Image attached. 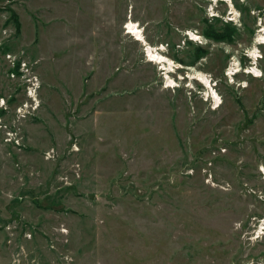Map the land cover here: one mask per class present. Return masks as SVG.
<instances>
[{"label":"rangeland","instance_id":"374dc122","mask_svg":"<svg viewBox=\"0 0 264 264\" xmlns=\"http://www.w3.org/2000/svg\"><path fill=\"white\" fill-rule=\"evenodd\" d=\"M0 32V264H264V0H0Z\"/></svg>","mask_w":264,"mask_h":264},{"label":"bare ground","instance_id":"6f19581e","mask_svg":"<svg viewBox=\"0 0 264 264\" xmlns=\"http://www.w3.org/2000/svg\"><path fill=\"white\" fill-rule=\"evenodd\" d=\"M233 0H228V2H232ZM232 4L230 3V6ZM233 11L236 12L235 10V7L233 6L232 7ZM126 28H128V31L127 33H134L136 36H137V39H141L143 37V33L142 31L139 29V25L137 23H135L133 20H129L126 24ZM196 38H198L199 36L198 35H195ZM201 37V36H200ZM194 39V38H193ZM260 42H264V36L262 35L260 38ZM163 49V47H160V48H157V47H153L152 45H148L147 46V52H148V55L150 56V60H155V61H158L160 63H163L164 67L168 70V71H171V70H175L174 67H175V61L166 56L165 54H163L160 50ZM237 66H239V63H234V65L230 68L231 71L230 73L231 74H234L235 70H238ZM237 68V69H236ZM195 77L207 84H210V79L208 78V76L203 73V71H196L195 72ZM169 77V76H168ZM169 82H173V80L169 79ZM213 96L215 97L216 99V102L219 103L220 102V97L219 95L216 93V91L213 89ZM212 96V97H213Z\"/></svg>","mask_w":264,"mask_h":264},{"label":"trees","instance_id":"16d2710c","mask_svg":"<svg viewBox=\"0 0 264 264\" xmlns=\"http://www.w3.org/2000/svg\"><path fill=\"white\" fill-rule=\"evenodd\" d=\"M238 6V4H236ZM15 15V20L18 22V16ZM215 22L222 21L219 17H214ZM204 34L212 40L218 42L225 43H236V40L239 39L240 36V28L236 26L233 21H227L224 25H218V23H209L204 30ZM0 50L3 53H6L10 50V47L0 45ZM208 53L207 49L199 48V50L194 54V59L192 62L194 63L200 57H204Z\"/></svg>","mask_w":264,"mask_h":264},{"label":"built area","instance_id":"2783aa9c","mask_svg":"<svg viewBox=\"0 0 264 264\" xmlns=\"http://www.w3.org/2000/svg\"><path fill=\"white\" fill-rule=\"evenodd\" d=\"M3 32H0V37L3 34ZM0 53H1V50H0ZM5 55L8 58V60H10L13 63L12 66H15L14 65L15 59H16L15 54H13L12 52H7ZM25 66H26V63H23V67H25ZM31 80H32L31 81V84H29L30 86L28 85L29 94L30 95H35L36 92H37V90H38V88L40 87V85H39V83L36 80H33V79H31ZM76 149L78 150V146H76ZM54 153H55V149L54 148H51L50 150L46 151V156L48 158L49 157H52V156H54ZM67 183H69L68 180H67Z\"/></svg>","mask_w":264,"mask_h":264}]
</instances>
